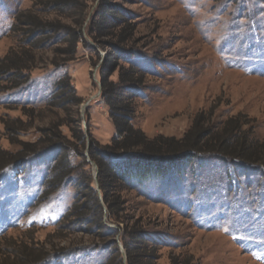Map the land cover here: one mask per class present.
Masks as SVG:
<instances>
[{
	"label": "rangeland",
	"instance_id": "obj_1",
	"mask_svg": "<svg viewBox=\"0 0 264 264\" xmlns=\"http://www.w3.org/2000/svg\"><path fill=\"white\" fill-rule=\"evenodd\" d=\"M46 1L0 0V70L8 54L32 66L20 88L12 89L0 74V149L15 155L39 141L46 149L21 167L5 168L0 178V264L44 261L49 254L44 264H116L107 234L88 226L68 230L66 220L84 202L76 200L77 187L84 185L80 173L94 182L97 176L87 151V163L76 152L72 131L81 124L88 151L92 140L104 147L116 136L101 97L102 76L117 84L121 68L113 72L108 65L102 73V66L115 49L122 50L127 57L119 65H133L143 75L137 78L140 87L119 89L132 102V126L150 140L180 141L197 122L215 134L233 120L243 125L241 138L262 144L264 0H74L78 6L69 7L66 18L44 9L49 21L82 35L85 44L76 54L72 37L66 44L65 35H22L17 19L36 18ZM101 13L111 15L112 24L93 33ZM116 16L125 23L113 24ZM63 80L82 100L79 106L55 99ZM53 133L67 138L64 150L51 147L52 139L59 141ZM57 161L60 171L67 165L76 173L53 190L49 181ZM115 197L125 203L124 223L104 220L116 230L123 264L128 253L122 240L134 227L147 234L148 248H158L156 264H264V164L242 167L203 154L167 179Z\"/></svg>",
	"mask_w": 264,
	"mask_h": 264
},
{
	"label": "trees",
	"instance_id": "obj_2",
	"mask_svg": "<svg viewBox=\"0 0 264 264\" xmlns=\"http://www.w3.org/2000/svg\"><path fill=\"white\" fill-rule=\"evenodd\" d=\"M71 6L75 7L78 5H76L74 0H47L42 11L35 13L36 18L28 17L25 19V17H19L17 19L19 27H22V35L28 37L29 40H36L44 36L48 38L50 36L65 35L67 37L66 44L69 43V38L72 37V54H76V47L79 44H85L82 35L80 33L76 35L71 34L66 25L53 23L47 18L48 13H57L61 17L66 18L67 10ZM44 9L49 10L48 13ZM99 18L101 19V23L93 29V33L106 31L109 25L112 24L110 20L112 17L111 15L108 16L107 13H101ZM114 20L116 22H113V24L118 21L120 24L125 23L117 16ZM119 39L120 42H124L125 40L123 36H120ZM93 40L100 49L106 50L108 48L104 42H98L97 39ZM113 47L116 48L117 46L113 45ZM121 51L119 50L117 54L115 53V49L102 66V73L106 71L108 65L112 71L114 70L113 72L121 68L119 83L117 84L110 82L109 76H102L103 92L101 97L109 107V117L113 121L116 131V136L112 143L101 147L92 140L90 143V146H92H89L88 151L86 134L80 126L81 122L79 117L78 123L80 125L78 129L76 131H72L71 129L72 137L80 147L77 148L78 145L75 144L78 149L76 152L79 153V157L86 163L87 157L90 158L91 162L97 166V176L94 182L93 178L87 176L88 174H85L83 171L80 173L84 185L80 184L81 186L77 187L76 200H84V202L79 207H75L76 209L66 218L67 224L69 225L68 230L88 226L91 230L97 229L107 234V237H110L116 250V264H123L122 255L114 241L116 230L109 228L104 220L108 219L114 224L124 223L123 207L125 203L121 201L120 197H115L116 193L123 192L125 189L132 190L134 186H143L150 181L167 179L174 170H179L180 167H183V163L192 158L201 157L203 154L216 153L232 164H237L242 167L257 168L264 164V143L260 144L259 142L241 138L243 125L237 121L236 123L233 120L227 122L225 128L215 134L210 129L202 130L199 125L200 123L197 122L185 138L180 141L161 137L150 140L141 131L135 129L131 123L133 111L128 106L132 102L130 99L125 100L122 98L120 89L121 87L125 89L129 87H140L141 84L137 78L142 74L133 65L129 69L119 65L122 56L127 57V55H122ZM23 60L20 56L15 60H11L10 54L4 59V65L0 70V74L4 76L8 84H11L12 89L20 88L30 79L32 66L25 64V60ZM57 88L59 95L55 97L56 100L60 98L62 102L64 101L63 104L66 103L68 106H79L82 103V100L76 97L75 90L71 87L69 81L65 82L63 80L58 84ZM67 97H71L72 101H65ZM62 126L71 128L72 125L64 123ZM212 135L213 138H211ZM53 136L56 137L57 133H53ZM55 139L59 141L56 143L52 139L55 142L52 144V148H58L59 146L62 149L63 146L61 143L67 142V138L63 136H57ZM42 143V141L41 143L39 141L37 144L24 145L23 150L15 155L2 153L3 151L0 149V155H2L0 178L5 168H18L33 158H39L46 151ZM38 146L43 148L37 150ZM50 149L49 147L48 150ZM62 150L61 152L63 153ZM85 152L88 155L87 157ZM56 165V177L54 180L49 181V186L53 190L61 187L65 181L76 173V169L69 168L67 165L64 170L60 171L58 161ZM94 184H96V188ZM130 230L125 239L122 240L123 247L128 253L126 264H156L157 258L155 255L158 248H148L144 243L147 234L141 230H138L136 227ZM142 244H145L144 246L146 247L140 246ZM134 247L136 248L135 251H133ZM50 259H52L51 254L44 258V261L42 259L29 262L22 261L18 264H40V262L44 264Z\"/></svg>",
	"mask_w": 264,
	"mask_h": 264
},
{
	"label": "water",
	"instance_id": "obj_3",
	"mask_svg": "<svg viewBox=\"0 0 264 264\" xmlns=\"http://www.w3.org/2000/svg\"><path fill=\"white\" fill-rule=\"evenodd\" d=\"M94 165V164H93ZM95 166V165H94ZM96 168V167H95ZM95 178H96V176H95Z\"/></svg>",
	"mask_w": 264,
	"mask_h": 264
}]
</instances>
